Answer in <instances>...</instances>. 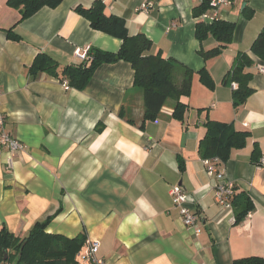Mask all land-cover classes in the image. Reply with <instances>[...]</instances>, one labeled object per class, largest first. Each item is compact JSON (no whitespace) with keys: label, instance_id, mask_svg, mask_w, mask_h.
Here are the masks:
<instances>
[{"label":"crops","instance_id":"crops-1","mask_svg":"<svg viewBox=\"0 0 264 264\" xmlns=\"http://www.w3.org/2000/svg\"><path fill=\"white\" fill-rule=\"evenodd\" d=\"M93 1L62 0L20 21L19 11L0 0V111L5 129L22 144L11 154L10 167L9 153L0 145V229L23 237L48 219V233L85 237L75 255L78 264L94 240L104 264H233L264 258V58L250 53L264 25V0H233L218 9L219 19L233 22L234 31L220 54L207 59L198 51L218 42L195 36L193 8L201 2L102 0L108 14L124 19L130 35L150 39L148 53L160 52L192 70L190 94L180 98L188 105L183 122L171 116L172 98L155 119L143 121V91L133 85V69L123 60L97 67L82 90L45 71L32 75L29 68L40 53L59 70L81 62L74 55L77 47L119 49V38L93 29L76 11ZM10 29L14 37L8 36ZM240 52L254 59L253 92L235 107L233 89L223 78ZM201 69L213 88L200 81ZM175 75L180 83L183 68ZM207 120L249 133L245 145L232 148L222 162L235 195L246 194L253 205L250 216L239 221L234 206L216 202L215 176L199 153ZM176 184L189 198L200 233L182 223L170 193Z\"/></svg>","mask_w":264,"mask_h":264},{"label":"trees","instance_id":"trees-1","mask_svg":"<svg viewBox=\"0 0 264 264\" xmlns=\"http://www.w3.org/2000/svg\"><path fill=\"white\" fill-rule=\"evenodd\" d=\"M62 0H7L8 7L17 9L19 20L27 19L40 8L56 7ZM76 11L89 21L90 26L98 31L117 37L121 40L117 51H106L96 47H89L88 57L78 64H67L57 70L58 64L50 56L40 53L35 57L29 70L32 75L45 71L57 76L60 80H67L69 86L82 90L92 77L97 67L102 64L123 60L130 63L133 72V85L140 87L144 96V119L153 120L168 98L175 100L171 116L183 122L188 105L180 100L188 96L191 89L192 70L184 67L173 58H166L160 52L148 53L151 41L144 34L130 35L125 21L119 16L108 14L102 0H94L90 7L77 6ZM209 9L207 0L193 8V15L197 18L195 36L199 41L213 37L217 46L204 50L199 54L204 58L214 57L226 47L232 38L234 23L222 19L212 22L204 21L200 16ZM8 36L14 37L8 30ZM250 53L256 58H264V25L253 40ZM254 59L246 52L235 56L234 63L225 74L223 82L236 83L232 90V103L235 107L243 104L253 92L249 85L252 72L249 68ZM183 68L182 80L176 83L175 70ZM200 81L208 88L214 87V82L205 69L198 71ZM178 82V81H177ZM119 116H124L122 109ZM132 122V120L128 119ZM205 134L199 142V153L203 158L218 157L221 162L227 160L232 148L243 147L248 137V131L236 130L231 124L207 120ZM257 148H254L251 158L255 159ZM242 194V195H241ZM241 195V197H240ZM236 213V221L241 220L253 205L249 196L243 193L234 195L231 200ZM48 219L36 222L23 237H17L6 228L0 229V264H78L75 255L85 242L83 235L66 237L61 234L46 231ZM6 255V259L4 256ZM233 264H264V258L251 256L236 259Z\"/></svg>","mask_w":264,"mask_h":264},{"label":"built area","instance_id":"built-area-1","mask_svg":"<svg viewBox=\"0 0 264 264\" xmlns=\"http://www.w3.org/2000/svg\"><path fill=\"white\" fill-rule=\"evenodd\" d=\"M202 2L203 0H195ZM233 0H207L209 9L201 14V18L206 22H212L219 19L218 9L221 6L231 3ZM88 49L86 48H75L74 55L83 61L88 57ZM261 71H264L262 69ZM232 89L236 88V83L232 82ZM64 86L67 88L68 85L65 82ZM4 114L0 111V145L4 146L8 151L7 166L10 167L11 154L22 149V144L12 136L4 127ZM206 169L213 173L216 179L214 185V195L216 202L223 208H232L231 199L235 195V184L234 181L226 175L222 162L218 157H209L202 159ZM261 163H264V157L261 159ZM170 193L173 199L175 207L178 209L182 223L186 227L192 228L196 233H200L201 229L198 225V218L194 212L192 206L189 204V198L185 193L181 185H173L170 189ZM250 216V212L246 214V217ZM99 243L98 241H90L86 251L81 255V264H104V261L97 256Z\"/></svg>","mask_w":264,"mask_h":264},{"label":"water","instance_id":"water-1","mask_svg":"<svg viewBox=\"0 0 264 264\" xmlns=\"http://www.w3.org/2000/svg\"><path fill=\"white\" fill-rule=\"evenodd\" d=\"M4 259H6V255L4 256Z\"/></svg>","mask_w":264,"mask_h":264},{"label":"rangeland","instance_id":"rangeland-1","mask_svg":"<svg viewBox=\"0 0 264 264\" xmlns=\"http://www.w3.org/2000/svg\"><path fill=\"white\" fill-rule=\"evenodd\" d=\"M175 77H176V75H175ZM176 83L178 84V82L176 81Z\"/></svg>","mask_w":264,"mask_h":264}]
</instances>
